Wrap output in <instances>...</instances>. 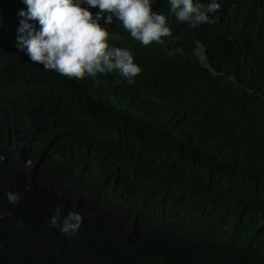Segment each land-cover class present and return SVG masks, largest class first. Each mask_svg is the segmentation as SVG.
Segmentation results:
<instances>
[{"label": "trees", "instance_id": "trees-1", "mask_svg": "<svg viewBox=\"0 0 264 264\" xmlns=\"http://www.w3.org/2000/svg\"><path fill=\"white\" fill-rule=\"evenodd\" d=\"M217 2L192 28L152 0L172 36L149 46L101 20L142 68L130 85L31 61L26 5L0 0V264H264V0ZM57 206L75 234L50 227ZM160 220L172 234L141 236Z\"/></svg>", "mask_w": 264, "mask_h": 264}, {"label": "clouds", "instance_id": "clouds-1", "mask_svg": "<svg viewBox=\"0 0 264 264\" xmlns=\"http://www.w3.org/2000/svg\"><path fill=\"white\" fill-rule=\"evenodd\" d=\"M168 2L176 20L192 28L215 23L210 14L221 8L217 0H208L207 3L201 0ZM23 3L26 10L18 13L23 17L18 29V46L26 50L31 61L42 64L45 70L56 71L70 79L82 80L86 75L95 77L97 74L115 72L131 85L141 74L142 68L134 62L131 50L110 46L108 29L101 25V20L105 25H111L115 18L143 46L160 43L162 38L172 36L167 17L153 10L152 0H23ZM90 8H98L99 11L93 14ZM29 21H38L39 31ZM7 195L12 204L20 199L19 193L8 192ZM118 220L103 218L102 226L106 229L103 245L108 243L109 247L116 239L120 230L116 225ZM82 223L83 216L76 209L62 215L59 206L50 218V227L58 228L68 236L75 234ZM17 226L22 228L23 224L18 223ZM168 227V221L160 220L151 232L146 230L141 232V236L153 240L162 232L172 234L174 229L167 230ZM109 251L116 261V253L121 251Z\"/></svg>", "mask_w": 264, "mask_h": 264}]
</instances>
